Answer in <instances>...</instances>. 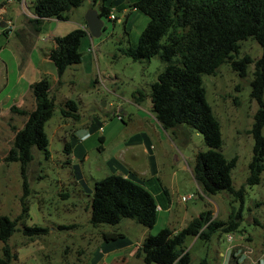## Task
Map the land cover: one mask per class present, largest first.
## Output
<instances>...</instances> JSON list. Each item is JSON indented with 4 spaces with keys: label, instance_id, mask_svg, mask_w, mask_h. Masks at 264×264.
<instances>
[{
    "label": "rangeland",
    "instance_id": "374dc122",
    "mask_svg": "<svg viewBox=\"0 0 264 264\" xmlns=\"http://www.w3.org/2000/svg\"><path fill=\"white\" fill-rule=\"evenodd\" d=\"M33 1L0 0V20L14 24L12 30H4L19 36L0 32V217L16 221L8 241L16 257L9 264H159L136 254L147 235L168 226L181 229L207 209L221 220L232 208L238 209L240 198L227 192L207 194L194 179L196 154L208 149L203 136L186 126L166 131L152 111L151 85L167 63L160 55L135 61L123 53L137 46L149 21L133 8L134 0H112L109 17L101 16V35L83 38L81 62L62 76L44 56L51 37L80 28L86 13H100L101 4L85 1L67 20L47 19L34 37L29 12ZM20 41L25 50L31 46L28 67ZM261 54L256 39L241 42L238 57L257 60ZM254 70L255 64H249L242 75L225 63L215 75H203L208 101L221 123L220 150L228 159L238 157L232 178L235 188H246L244 218L239 229L218 232L210 241L188 237V264H256L261 258L264 262V172L260 183L247 184L254 145L249 130L259 108L251 96ZM43 77L49 79L56 103L46 124L50 155L33 147L34 158L23 169L20 162H6L5 157L27 116L7 109L17 104L31 110L35 102L30 84ZM68 99L78 105V120L62 114ZM112 173L134 177L155 196L162 209L152 227L132 218L115 225L90 222L95 183ZM27 226L47 231L32 234ZM113 233L123 236L114 238ZM3 246L0 239V259Z\"/></svg>",
    "mask_w": 264,
    "mask_h": 264
},
{
    "label": "trees",
    "instance_id": "16d2710c",
    "mask_svg": "<svg viewBox=\"0 0 264 264\" xmlns=\"http://www.w3.org/2000/svg\"><path fill=\"white\" fill-rule=\"evenodd\" d=\"M89 0H34L32 11L36 18L30 21L39 33L46 18L69 19V13ZM101 4L100 17L108 16L112 0H94ZM133 8L149 17L136 47L123 53L135 61L149 60L160 55L167 63L151 85L152 111L161 127L168 131L178 126L196 130L203 136L206 151L195 157L193 176L207 194L227 192L240 198L238 209L232 208L226 220L213 217L210 209L202 211L180 230L162 228L149 234L137 248V256L147 263L188 264V237L210 241L218 232H233L243 220L245 186H233L232 171L238 157L228 159L220 150L223 145L221 123L207 98L203 75H215L218 68L231 63L233 68L246 74L249 64H255L251 96L259 108L249 130L253 136V154L249 163L247 184H258L264 172V0H135ZM86 22V20H85ZM89 35L87 28H76L54 38L50 51L58 75L80 63L83 38ZM252 37L262 47V54L254 60L250 55L238 57L241 42ZM35 96L33 110L12 106V111L26 115L27 119L15 135L13 146L5 157L6 162H20L24 169L34 158L33 147L44 150L49 156L50 140L46 124L56 109L51 96V83L47 77L31 85ZM65 117L80 118L75 100L68 99L62 108ZM71 143L67 144L70 150ZM158 203L155 196L134 177L112 173L96 181L91 199L90 222L118 224L123 218H132L146 227L157 221ZM16 230V221L0 217V239L3 241V258L0 264H9L16 257L8 245ZM26 231L40 233L47 228L27 226ZM123 236L113 233L112 237ZM110 237V238H112ZM233 260L231 254L230 262ZM201 264H206L202 261ZM230 264V263H229Z\"/></svg>",
    "mask_w": 264,
    "mask_h": 264
},
{
    "label": "crops",
    "instance_id": "0c3cea01",
    "mask_svg": "<svg viewBox=\"0 0 264 264\" xmlns=\"http://www.w3.org/2000/svg\"><path fill=\"white\" fill-rule=\"evenodd\" d=\"M135 1V0H134ZM32 5V4H31ZM136 10V9H135ZM137 11V10H136ZM29 12H32L33 13V11H29ZM32 18H36V15L33 13V17ZM47 19H51V18H46L45 20H47ZM57 19V18H56ZM59 20V19H58ZM80 28H87V23L85 22V21H81L80 22ZM4 29H6V25H5V22H4V20L3 19H1L0 20V32L1 33H3V34H5L6 36H11V34L12 33H14V32H6V30H4ZM88 29V28H87ZM33 31L35 32V30L33 29ZM42 31V30H41ZM40 33V32H39ZM14 34H16V33H14ZM38 33L37 32H35L34 33V37H36V35H37ZM90 34V33H89ZM17 35V34H16ZM17 37H19L18 35H17ZM56 36H53V37H51V39H52V44H51V46L47 49V51L44 53V56L48 59V60H51L50 59V51H51V49L54 47V45H55V42H54V38H55ZM20 40V39H19ZM21 42V41H20ZM22 43V42H21ZM32 44V43H31ZM31 48V46H29V49ZM29 49L28 50H25V49H23V43H22V46H21V50H22V52H23V55L24 54H26V58L24 59V64H25V66L26 67H28V66H30L31 65V63H32V59L30 58V54H28V51H29ZM1 50V49H0ZM52 61V60H51ZM40 80V79H39ZM38 81V80H37ZM34 82H36V81H34ZM34 82H32L31 84H30V88H31V85L34 83ZM31 90H32V88H31ZM32 96H33V98H34V102H35V96H34V93H33V90H32ZM30 97V96H29ZM12 106H17V107H19L20 108V106L21 105H17V104H13ZM12 106L11 107H9L7 110H9V109H11L12 108ZM34 107L35 106H33V108L31 109V110H33L34 109ZM20 109H23V108H20ZM1 110V109H0ZM25 110H27V109H25ZM30 111V110H29ZM21 129V128H20ZM19 130V129H18ZM197 182V181H196ZM199 185V184H198ZM165 191H166V189H165ZM169 204H170V206L168 207V209H171V204H172V202H171V199L169 200ZM161 210L162 209V207L158 204V210ZM189 223V222H188ZM183 228V227H182ZM176 230H180V229H176ZM264 262H263V258H261L260 260H258L257 261V263L256 264H263Z\"/></svg>",
    "mask_w": 264,
    "mask_h": 264
},
{
    "label": "water",
    "instance_id": "95a60500",
    "mask_svg": "<svg viewBox=\"0 0 264 264\" xmlns=\"http://www.w3.org/2000/svg\"><path fill=\"white\" fill-rule=\"evenodd\" d=\"M92 2L94 3V0H92ZM85 20L90 35L93 37H99L104 27L99 12L96 9H90L85 15Z\"/></svg>",
    "mask_w": 264,
    "mask_h": 264
},
{
    "label": "built area",
    "instance_id": "2783aa9c",
    "mask_svg": "<svg viewBox=\"0 0 264 264\" xmlns=\"http://www.w3.org/2000/svg\"><path fill=\"white\" fill-rule=\"evenodd\" d=\"M9 1H14V0H9ZM19 1H21V2H24V1H26V0H19ZM114 17V16H113ZM14 27V24H13V22L11 21V20H7V25H6V29H8V30H12V28ZM102 129V128H101ZM188 198H192V197H188ZM232 237L230 236V239H231Z\"/></svg>",
    "mask_w": 264,
    "mask_h": 264
}]
</instances>
